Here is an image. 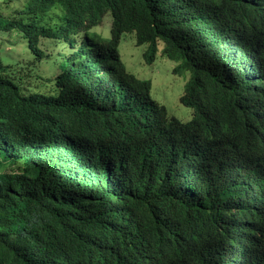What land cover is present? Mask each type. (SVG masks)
I'll use <instances>...</instances> for the list:
<instances>
[{
	"label": "trees",
	"instance_id": "16d2710c",
	"mask_svg": "<svg viewBox=\"0 0 264 264\" xmlns=\"http://www.w3.org/2000/svg\"><path fill=\"white\" fill-rule=\"evenodd\" d=\"M24 5L0 28L55 65L56 92L0 61V154L19 165L0 173V264H264V0ZM104 15L110 39L91 32ZM126 33L191 73L190 120L126 69ZM42 38L74 50L47 58Z\"/></svg>",
	"mask_w": 264,
	"mask_h": 264
},
{
	"label": "rangeland",
	"instance_id": "374dc122",
	"mask_svg": "<svg viewBox=\"0 0 264 264\" xmlns=\"http://www.w3.org/2000/svg\"><path fill=\"white\" fill-rule=\"evenodd\" d=\"M26 0H2L0 1V17L15 18L19 16V11L25 6ZM57 13H61L58 9ZM60 18L53 15L47 16V22H58ZM111 16L104 15L102 22L91 29L93 34H100L105 39L111 38ZM74 45L78 44V38L71 37ZM42 48L46 51V57L53 59L67 58L74 50L69 41L41 39ZM77 47V46H76ZM163 42L159 43V51L153 62H148L145 53L149 50L148 44L137 45L135 33L122 35L119 43L121 60L126 69L140 79L151 80V94L160 104L164 105L170 116H174L182 121H188L193 116V108L181 102V96L185 90V84L191 73L182 75L174 72L176 63L163 55ZM0 61L4 67H8V74L22 84V87L31 91L55 93L54 81L46 83L44 78H53L56 72L55 65H51L46 59L36 60L34 53L29 49L27 39L18 30L11 32L0 28ZM50 66V67H49ZM39 84V85H38ZM13 159L8 154H0V173L5 171L11 173L13 168L19 165H12ZM23 165L22 173L35 177L37 167H28L25 172ZM31 168H34L31 169ZM19 171V170H16Z\"/></svg>",
	"mask_w": 264,
	"mask_h": 264
}]
</instances>
